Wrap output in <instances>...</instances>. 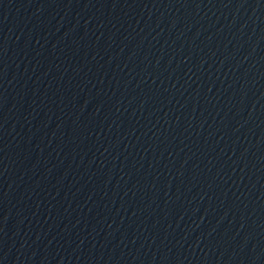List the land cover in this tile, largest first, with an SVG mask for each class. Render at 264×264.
Here are the masks:
<instances>
[{"label": "water", "instance_id": "obj_1", "mask_svg": "<svg viewBox=\"0 0 264 264\" xmlns=\"http://www.w3.org/2000/svg\"><path fill=\"white\" fill-rule=\"evenodd\" d=\"M0 264H264V0H0Z\"/></svg>", "mask_w": 264, "mask_h": 264}]
</instances>
